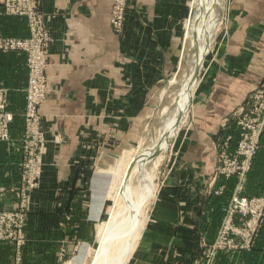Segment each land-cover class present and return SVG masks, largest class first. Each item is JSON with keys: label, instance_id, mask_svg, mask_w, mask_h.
I'll return each instance as SVG.
<instances>
[{"label": "crops", "instance_id": "crops-1", "mask_svg": "<svg viewBox=\"0 0 264 264\" xmlns=\"http://www.w3.org/2000/svg\"><path fill=\"white\" fill-rule=\"evenodd\" d=\"M38 1L52 37L40 110L44 165L23 210L24 243L0 241V264H52L73 240L70 231L92 220L81 210L92 164L118 141L132 140L134 125L148 115L162 82L178 67L192 0H128L122 33L111 26L113 0ZM225 15L192 96L188 125L176 136L126 264H201L200 248L213 242L222 220L236 180L214 178V141L222 121L264 80V0H229ZM0 34L29 35L26 18L5 13L3 0ZM27 81L26 54L0 49V87L7 89L14 113L10 139L0 140L2 209L20 205ZM114 180L109 174L106 186ZM106 186L94 196L99 211L109 195ZM242 193L264 195V132ZM77 209L79 222L73 225L69 215ZM252 247L249 258L250 252H220L214 264H264V223Z\"/></svg>", "mask_w": 264, "mask_h": 264}, {"label": "built area", "instance_id": "built-area-1", "mask_svg": "<svg viewBox=\"0 0 264 264\" xmlns=\"http://www.w3.org/2000/svg\"><path fill=\"white\" fill-rule=\"evenodd\" d=\"M3 5L7 8V13L25 17L29 28L27 37L0 35V49H23L28 53L29 77L22 138L23 185L24 189L28 190L38 185L37 178L41 170L40 153L43 131L40 124V107L48 92L46 69L52 37L45 26L38 0H3ZM127 8L128 0H113L110 22L117 33H122L124 30ZM231 116L223 121L221 134L218 136L221 139V157H219V169L216 174L226 177L238 174L244 177L253 165L259 146V134L264 123V83L252 95L251 100L237 106ZM13 120L14 113L8 109V91L0 87V140L10 138ZM234 126L237 131L236 136L230 132ZM249 128L254 130L251 136L247 133ZM235 213L248 217L245 225L248 226L249 234L253 238L264 216V202L260 198L234 194L230 199L215 248H220L222 242L226 240L224 235L228 229H233V226L229 224ZM13 216L10 211L0 209V240L14 237V231L18 230L20 224L16 223L17 216L14 219ZM233 230L238 231L235 228Z\"/></svg>", "mask_w": 264, "mask_h": 264}, {"label": "rangeland", "instance_id": "rangeland-1", "mask_svg": "<svg viewBox=\"0 0 264 264\" xmlns=\"http://www.w3.org/2000/svg\"><path fill=\"white\" fill-rule=\"evenodd\" d=\"M222 2L224 4V9L222 10V13L220 14V8H218V10H217V14H218L217 16L219 17V22L221 21L220 22L221 26L218 24V26H217L218 28L216 29V31H215L216 33L214 34V37L210 42V47H209L207 54L205 55V59H206L208 53L211 51L215 40L218 39V35H220L219 33H220L221 29L225 25V16H226L225 14L227 12V4L229 3V0H222ZM39 5H40V3H39ZM6 11H8V10L4 6V12L7 13ZM40 11H42L41 8H40ZM7 14H9V13H7ZM10 15H17V14H10ZM187 19H188V17H187ZM187 19L184 22L185 25H186ZM185 25H184L183 37H184V32H185ZM0 35H3V34H0ZM6 36H13V35H7L6 34ZM14 37H18V36H14ZM184 48H185L184 39H182V45H181L182 54L180 55L181 57H180V62L178 64V67L162 82L159 90L157 91V95H156L154 103L151 104L149 107L148 115L142 121L137 122V124L134 125V129H133V133H132V140L130 142H127V143H125V141H122V143H119V141H118V143L116 144V146L114 147V150L112 152L102 154L103 156L100 157L98 163L92 164V168L90 169L88 179H87V188L89 190L88 196L85 197V202H86L87 206H85L84 204L81 205V210H83L84 212H87L85 216H89V218L92 217L91 218L92 220L91 221L88 220L87 223H79L80 229L77 226L79 229V232L76 231V233H75V232L70 231V233H69L70 239H73V240L69 243V247H68V245L67 246L63 245V247L65 246L64 249L63 250L60 249V251L61 250L63 251V252L62 251L60 252V253H62V254H60L62 256L60 258H56V256H55V259H51L52 264H90V262L94 256L95 249L98 245L99 232H100L101 228L104 226L105 221L110 217L109 215L112 213V211L114 209L117 208L118 202L120 201L121 196H120V194H118L119 195L118 196L116 193H117V189H119L117 187V185H120L118 183H120L119 180L121 179L120 176H121L122 171L124 169V165H125L126 161L129 160V158L132 155H135L136 151L139 148H141L142 144L144 146V145L152 142V140L155 136V133L160 126V121H161L160 114L162 112L161 109L164 108V106L167 104V98L163 97V95H164L163 92L165 90L164 96L170 95L169 94V93H171L170 91H172V89L175 88V86H176V83L171 82V81L174 79L179 80V78L183 74V71L185 69L184 68L185 62L182 60ZM18 51L24 52L26 54V60L28 61V53L23 49H18ZM205 59H204V62H205ZM182 61H183V66H182ZM27 67H28V62H27ZM203 67H204V65H203ZM203 67H202V70H203ZM202 70H201V72H202ZM201 72H200V74H201ZM28 77H29V69H28ZM199 78H200V76H199ZM263 83H264V80L256 89H254L248 95V97L246 98V100L242 104L249 102L251 100L252 95L263 85ZM166 91H167V93H166ZM45 100H46V98H45ZM43 103H42V105H43ZM190 107H189V113H190ZM40 110H41V107H40ZM231 115H233V112L226 119H229L230 117H232ZM188 119H189V117L187 118V121L185 122L186 124L184 123L185 125L184 124L181 125V128L177 131V133L175 135H173L172 137H169L168 147L163 152L162 160L160 161V163L157 166L152 168V169H155V170H153V175H151L152 171L150 174V181L152 182V186H153L152 191L153 192L151 194L152 196L151 197L149 196L148 202L145 203V205L142 209V212H143L142 215H144V216L142 217V215H141V217H140V219H142V220L145 217L143 220L145 224L149 219L150 210H151V207L153 205V201L155 198L156 191L159 187L160 182L162 181V177H163V173H164L163 169L165 166V162H166L168 155L170 154L171 150L173 149V145H174V142L176 140V136L180 133V131L184 127H186L188 125ZM222 123H223V121H222ZM222 123H221V125H222ZM40 124H41V128H42L41 113H40ZM10 131H11V127H10ZM42 131H43V128H42ZM253 131H254L253 129L249 128L247 133L250 134V136H251ZM230 132L236 136L237 131H236L235 126L230 130ZM263 132H264V123L262 125L261 131L259 134V146L257 149V153L254 156V159L258 154V150H259V147L261 144ZM10 137H11V135H10ZM44 137H45V134L43 131L42 150L40 153L41 170H40V175L37 178L38 185L35 188H37L39 186L40 177H41L42 171H43V165H44L43 152H44V144H45V138ZM22 138H23V135H22ZM22 138H21V150H22V159H23ZM220 144H221V139L219 137H217L214 141V146H215L216 154H217V165L215 168V175L214 176L217 175L216 172L219 169V157H221ZM254 159H253V163H254ZM252 167H253V165H252ZM252 167L246 173V175L244 177H242L238 174L231 175L230 177H226L225 175H217V176H222L225 179H235L236 184H235V187L232 190V192L228 198L226 205L224 206V214H223L222 220L218 223V228H217L213 242L206 243V245L204 247L200 248V254L199 255H201V256H200V259H198V261L200 260L201 264H214V261H215V259H217V255L220 252H226V253L231 254V253H234L236 251H241V252L245 251L246 253L250 252L248 255L245 256V258L250 257V255L252 253V248H253L252 245L256 241V239L259 235L260 229L263 226L264 216H263L262 220L260 221V224H259L260 226H258V230L256 231V233L254 234V236L252 238V235L249 234L248 226L245 225V223L248 222L247 221L248 217H245L241 213H235L232 221L229 224V226L232 225L233 229L235 228L238 231H234L233 229H230V230L228 229V231L224 235V239L226 238V240L222 242V245L220 246V248H215V244L217 242L220 230L224 224V220H225L226 214H227V208H228L231 197L234 194L246 196L242 193V190H243L245 181H246L249 173L252 170ZM109 174L111 176L115 177V180H114V182H112L111 185L106 186V184L108 183L107 178H108ZM21 177H22L21 178L22 179V185L19 188V195H20L19 207L15 208L13 210L0 208L2 210H5V211H10L11 214L14 215L13 219L15 218V216H17L16 223L20 224V226L18 227V230L14 231V233H15L14 237H10L7 239H1L0 241H12V242H15L17 244V246L23 245L25 237H26L25 236L26 235L25 234V226L27 224V215H26V213H24L23 210H28L26 199L28 197L29 192L32 190V189H28V190L24 189V185H23L24 175L22 173V170H21ZM105 186H106L107 194L109 193V195L105 197L103 206L101 207V209L99 211L94 206V205L97 206V201H95L94 196H95L96 192L103 189ZM35 188H33V189H35ZM216 190H217L216 193H218V194H220L222 192V190L220 188L216 189ZM246 197L260 198L261 201L264 202V195L263 194L260 196H246ZM83 200H82V203H84ZM143 210L146 212H144ZM74 211H76V210H73L72 214L70 213L69 219L71 218L70 219L71 224L76 225V222H79V221L74 220V218L77 217L76 215L79 213V209H77L76 213H74ZM144 227H145V225H144ZM143 229H142V231H143ZM244 229H245V231H244ZM58 244H59V242H58ZM47 260L50 261V259H47ZM22 261H23V259H16L14 264H21Z\"/></svg>", "mask_w": 264, "mask_h": 264}, {"label": "bare ground", "instance_id": "bare-ground-1", "mask_svg": "<svg viewBox=\"0 0 264 264\" xmlns=\"http://www.w3.org/2000/svg\"><path fill=\"white\" fill-rule=\"evenodd\" d=\"M218 8L221 14L224 9L222 0H192L191 10L193 9L194 15L191 19L188 17L186 25L184 24L185 48L182 60L185 62V69L179 80L171 81L176 86L170 91V95L164 96L165 90L163 92L167 104L161 109L160 126L152 142L144 146L142 144L124 165L118 183L120 185L116 184L119 188L116 194H120V201L117 208L111 210L110 217L99 232V243L90 264H126L135 251L145 225V217L140 219L142 209L153 192L150 174L152 171L153 175L155 169L152 168L162 160L169 137L175 135L187 118H190L191 98L199 82L198 65L208 52L221 22L217 16Z\"/></svg>", "mask_w": 264, "mask_h": 264}, {"label": "water", "instance_id": "water-1", "mask_svg": "<svg viewBox=\"0 0 264 264\" xmlns=\"http://www.w3.org/2000/svg\"><path fill=\"white\" fill-rule=\"evenodd\" d=\"M195 10V9H194ZM193 15H194V11H193V9L191 10V12H190V15H189V19H191L192 17H193ZM207 53H205L203 56H204V58H203V61L202 60H200V62H199V65H198V67L200 68V70H199V72H198V78H199V76H200V72H201V70H202V67H203V65H204V59H205V55H206Z\"/></svg>", "mask_w": 264, "mask_h": 264}]
</instances>
